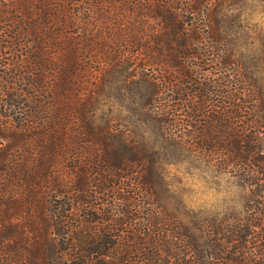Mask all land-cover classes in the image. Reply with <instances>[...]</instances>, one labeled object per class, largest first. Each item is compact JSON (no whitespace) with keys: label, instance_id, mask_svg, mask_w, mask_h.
<instances>
[{"label":"trees","instance_id":"obj_1","mask_svg":"<svg viewBox=\"0 0 264 264\" xmlns=\"http://www.w3.org/2000/svg\"><path fill=\"white\" fill-rule=\"evenodd\" d=\"M253 1L0 0V264H264V99L232 46ZM119 108L249 186L205 252Z\"/></svg>","mask_w":264,"mask_h":264},{"label":"rangeland","instance_id":"obj_2","mask_svg":"<svg viewBox=\"0 0 264 264\" xmlns=\"http://www.w3.org/2000/svg\"><path fill=\"white\" fill-rule=\"evenodd\" d=\"M243 15L242 26L232 39L240 62L236 70L255 78L264 99V2H246ZM114 115L123 118L122 129L143 141L146 151L158 160L153 175L162 203L178 218L176 225L188 233L179 243L184 246L182 249L196 243L205 252L211 239L205 232L209 219L220 217L227 210L242 211L251 197L249 186L213 168L205 161V154L199 156L169 147L160 137L156 123L138 121L120 108Z\"/></svg>","mask_w":264,"mask_h":264}]
</instances>
